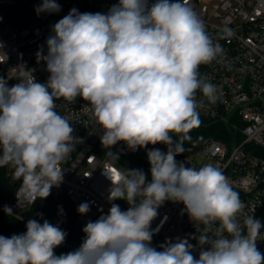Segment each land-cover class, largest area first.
I'll return each instance as SVG.
<instances>
[{"label": "clouds", "instance_id": "1", "mask_svg": "<svg viewBox=\"0 0 264 264\" xmlns=\"http://www.w3.org/2000/svg\"><path fill=\"white\" fill-rule=\"evenodd\" d=\"M60 7L56 0H42L36 11L56 13ZM52 33L47 55L37 52L50 73L46 83L36 82L30 72L9 87L0 76V167L11 165L16 180H22L17 206L46 199L59 187L61 164L81 142L56 111L61 97L89 102L102 128L101 144L113 160L119 156L111 148L120 141L131 151L159 143L167 152H147L150 182L139 169L102 168L111 182L108 200H125L129 207L121 210L112 203L107 214L87 222L78 249L57 256L54 250L67 233L47 220L29 219L25 233L0 235V264H264L257 248L264 225L245 215L241 226L244 204L228 178L212 164L196 169L175 159L201 124L197 90L209 103L218 99L217 86L201 76L199 67L223 56L187 0H119L107 13L73 8ZM230 34L225 29L224 37ZM0 56L7 58L2 50ZM166 201L183 203L197 230L204 226L195 237L199 258L189 239L165 241L161 250L151 246L156 231L151 224ZM3 210L14 214L7 205ZM77 211L87 214L89 202Z\"/></svg>", "mask_w": 264, "mask_h": 264}, {"label": "built area", "instance_id": "2", "mask_svg": "<svg viewBox=\"0 0 264 264\" xmlns=\"http://www.w3.org/2000/svg\"><path fill=\"white\" fill-rule=\"evenodd\" d=\"M61 6L56 13H37L42 0H0V50L7 58L0 56V76L11 87L18 78L32 72L36 82L46 83L50 73L46 63L37 60V52L43 49L47 55V38L52 35V27L73 8L80 13H107L119 0H56ZM154 0H149V3ZM188 6L204 21L208 34L223 48V56L211 64L201 65L199 72L209 82L217 86L218 99L209 103L197 90V111L223 122H231L236 130L229 148L222 140L212 136L202 139L199 147L192 152H184L175 157L186 167L199 169L206 164L219 168L228 178L234 191L239 193L244 209L239 214L241 226L245 215L261 221L264 225V0H187ZM225 29L230 35L224 37ZM224 37V38H222ZM24 66V67H23ZM56 111L65 117L74 128L77 142L75 150L61 168L64 179L59 187H53L46 199H38L34 204L22 202L17 206L16 193L22 180H16L14 168L4 166L7 176L14 180L15 189L11 205L16 214L34 206L43 207L50 198L66 196L78 209L82 202H89L90 211L76 213V224L81 229L87 222L97 220L107 214L111 204H119L121 210L129 205L125 200H108L111 182L101 173L106 165H113L127 171L122 160L131 150L120 141L111 148L119 159L107 155L101 145V126L95 121L88 101L80 97L70 102L64 98L55 101ZM158 148L167 152V146L156 144L144 149L147 166L143 171L147 182L151 181L150 163L147 152ZM132 169H139L133 162ZM140 170V169H139ZM203 225H197L184 211L183 203L166 201L153 220L154 232L151 246L157 250L165 241L176 242L177 238L189 239L195 247L193 255L199 258L201 246L195 238L200 235ZM219 222L208 232L213 237ZM83 232V231H82ZM257 241L258 250L264 254V227ZM85 234L80 241H83ZM71 251L79 248L75 242L64 241ZM207 248V245L203 246Z\"/></svg>", "mask_w": 264, "mask_h": 264}, {"label": "trees", "instance_id": "3", "mask_svg": "<svg viewBox=\"0 0 264 264\" xmlns=\"http://www.w3.org/2000/svg\"><path fill=\"white\" fill-rule=\"evenodd\" d=\"M199 119L201 121L200 126L190 132L192 140L185 141L183 144L185 149L184 152H192L196 150L202 139L207 136L222 140L229 148L232 146L234 135L236 136L238 133H235L236 130L231 122L226 123L206 116H199ZM174 139H176V137H174ZM149 146L151 145H148L146 148ZM144 149L145 148H141L136 151H130L123 156L122 160L127 169H132V164L134 162L140 170H145L148 162L144 155ZM14 189V180L7 176L4 166L0 167V235L11 237L14 234H23L27 231V221L29 219H35L40 223L47 220L53 225H58L67 233L65 239L67 242L81 240L83 232L76 224L77 209L66 196L50 198L47 204L43 207L34 206L23 213L16 214L15 209L11 205V198ZM5 205L13 208V215L9 216L4 212L3 209ZM61 208L63 210L62 213ZM70 251L71 249L65 245V243L54 250L57 256L60 254H66Z\"/></svg>", "mask_w": 264, "mask_h": 264}, {"label": "rangeland", "instance_id": "4", "mask_svg": "<svg viewBox=\"0 0 264 264\" xmlns=\"http://www.w3.org/2000/svg\"><path fill=\"white\" fill-rule=\"evenodd\" d=\"M101 145H102V144H101ZM75 243H76V245H77V246H79V247H80V245H81L82 241H78V240H77Z\"/></svg>", "mask_w": 264, "mask_h": 264}, {"label": "water", "instance_id": "5", "mask_svg": "<svg viewBox=\"0 0 264 264\" xmlns=\"http://www.w3.org/2000/svg\"><path fill=\"white\" fill-rule=\"evenodd\" d=\"M15 184V183H14Z\"/></svg>", "mask_w": 264, "mask_h": 264}]
</instances>
